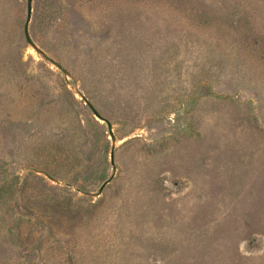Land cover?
Returning <instances> with one entry per match:
<instances>
[{
    "label": "rangeland",
    "instance_id": "374dc122",
    "mask_svg": "<svg viewBox=\"0 0 264 264\" xmlns=\"http://www.w3.org/2000/svg\"><path fill=\"white\" fill-rule=\"evenodd\" d=\"M26 4L0 0V264H264V0H32V44Z\"/></svg>",
    "mask_w": 264,
    "mask_h": 264
},
{
    "label": "water",
    "instance_id": "95a60500",
    "mask_svg": "<svg viewBox=\"0 0 264 264\" xmlns=\"http://www.w3.org/2000/svg\"><path fill=\"white\" fill-rule=\"evenodd\" d=\"M31 12H32V0H27V4H26V19H25V23H24V26H23V32H24V37H25V40L32 44V40H31V37L29 35V32H28V23L30 21V17H31ZM48 60L50 61H53L51 58L49 57H46ZM59 68L61 70H63V67L61 65H58ZM89 107L91 108L92 112L95 114V116H97L98 118H101L103 119V117L99 114V112L91 105L89 104ZM108 126L109 125V122L106 121Z\"/></svg>",
    "mask_w": 264,
    "mask_h": 264
}]
</instances>
